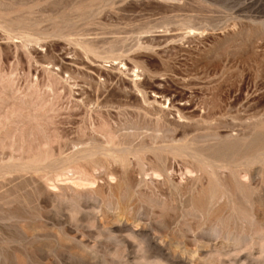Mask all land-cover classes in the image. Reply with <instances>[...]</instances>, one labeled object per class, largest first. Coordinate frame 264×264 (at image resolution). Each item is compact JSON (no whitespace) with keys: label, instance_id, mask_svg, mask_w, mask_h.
I'll list each match as a JSON object with an SVG mask.
<instances>
[{"label":"rangeland","instance_id":"1","mask_svg":"<svg viewBox=\"0 0 264 264\" xmlns=\"http://www.w3.org/2000/svg\"><path fill=\"white\" fill-rule=\"evenodd\" d=\"M0 264H264V0H0Z\"/></svg>","mask_w":264,"mask_h":264},{"label":"bare ground","instance_id":"2","mask_svg":"<svg viewBox=\"0 0 264 264\" xmlns=\"http://www.w3.org/2000/svg\"><path fill=\"white\" fill-rule=\"evenodd\" d=\"M184 252V251H183Z\"/></svg>","mask_w":264,"mask_h":264}]
</instances>
